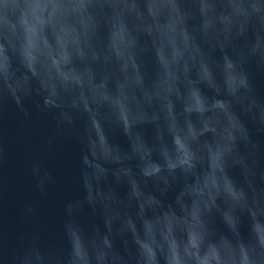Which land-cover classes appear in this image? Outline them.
<instances>
[{"label": "water", "instance_id": "obj_1", "mask_svg": "<svg viewBox=\"0 0 264 264\" xmlns=\"http://www.w3.org/2000/svg\"><path fill=\"white\" fill-rule=\"evenodd\" d=\"M0 264H264V0H0Z\"/></svg>", "mask_w": 264, "mask_h": 264}]
</instances>
